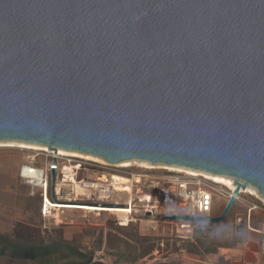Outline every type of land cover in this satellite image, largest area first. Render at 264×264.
Returning <instances> with one entry per match:
<instances>
[{"label":"water","instance_id":"1","mask_svg":"<svg viewBox=\"0 0 264 264\" xmlns=\"http://www.w3.org/2000/svg\"><path fill=\"white\" fill-rule=\"evenodd\" d=\"M3 140L234 180L220 215L164 221L264 201V0H0Z\"/></svg>","mask_w":264,"mask_h":264},{"label":"rangeland","instance_id":"2","mask_svg":"<svg viewBox=\"0 0 264 264\" xmlns=\"http://www.w3.org/2000/svg\"><path fill=\"white\" fill-rule=\"evenodd\" d=\"M3 141L9 142L0 141V229L2 231L9 232L14 224L18 222H26L28 220V217L25 214L27 206L29 205L28 203H30L28 202L27 196L32 195L34 189H39L43 192V202L41 207V215L44 218H42L44 222L43 225L52 229L53 225L50 226L51 224L49 225V223H46L45 221L48 219L55 221L56 227L60 226L63 230L64 236L68 239L73 236H79L82 232L86 235L84 241H92L96 239L101 231H103V234L106 233L110 223L118 227L137 225L140 233L145 235L164 237L175 234L177 223L175 224L171 221L169 223L165 222L157 215L146 216L138 214L133 217L132 222L125 226H121L118 224L119 216L115 213L94 211L84 209L79 205L65 204L68 203V200L71 201L69 203L75 204H96L95 202L98 200L97 196L102 195V193L99 190H91L88 195L82 194L81 196H77L74 193V185L70 181L64 185L62 179H65V174L63 175L62 169L65 166L70 167L74 162L69 159L58 157V151H56L57 153H54L55 150H49L48 148L47 150L49 152L43 150L33 151L22 148L26 147L24 146L26 144L23 145V141ZM82 160L84 163H80L82 167L80 171H78L77 176L80 173L81 177L86 179L85 181L89 180L88 182L91 183L98 182L96 181L97 178H101L102 173L104 172L101 168L92 165V162L98 161L87 159ZM53 164L57 165V169H55V178L57 177V179L51 184L49 179L51 166ZM24 166H32L34 169L43 172L44 181L42 185H34L33 179L23 177L22 170ZM131 166V170L146 168L143 164L137 163L136 161L131 162ZM164 170L165 168L160 166L154 168V170L149 173L164 178L166 176L163 172ZM44 184L45 187H43ZM224 187L225 186L219 184L214 187L216 190L212 191L209 189L213 196L211 216L220 215L229 200L231 191L227 187ZM247 188L251 187L248 186ZM247 188L241 191L230 214L225 220L220 223H208V225L210 224L207 231L208 236L221 240L224 243L223 245H231V241L235 236L239 238H242L243 236L244 239H247L246 242H252L254 239H257V242L260 241V236L255 232L264 233V201L260 199L259 195L258 197L257 195L253 196L246 193L245 191ZM49 195L51 196V200L48 197ZM45 196L47 197L46 202ZM125 196L126 195L121 193L113 194L111 197V203H120L124 200ZM257 201L261 202L263 205L261 206ZM47 203L52 207L48 206ZM34 206L35 204L32 208H34ZM45 206L50 208L48 212ZM254 206H257V208H253ZM42 210L47 214L46 217L43 215ZM33 211L34 212L32 213L36 216V210ZM238 219H241V221H238ZM249 219L251 220V230L246 227ZM256 222L257 224H255ZM252 227L258 230H255ZM259 245L260 242L257 244V247H259ZM262 246L264 247V243ZM243 253L244 246L241 245L229 250L228 256L234 260L235 258L242 257ZM98 255L100 256L101 254ZM172 257L181 258L184 264H198L200 263V259H203V255L199 257L184 253L179 256H176L175 254Z\"/></svg>","mask_w":264,"mask_h":264},{"label":"trees","instance_id":"3","mask_svg":"<svg viewBox=\"0 0 264 264\" xmlns=\"http://www.w3.org/2000/svg\"><path fill=\"white\" fill-rule=\"evenodd\" d=\"M77 179L86 180L80 173ZM27 199L28 220L14 224L9 232L0 229V264H184L181 258L172 257L182 253L203 255L198 264H233L229 250L245 241L243 236H235L231 245H223L221 240L201 230V227L209 228L208 223L190 231H179L176 227L174 235L164 237L142 234L137 225L118 227L110 223L106 233L101 231L92 241H84L86 235L82 232L68 239L55 221H45L53 225L52 229L43 225L42 190L34 189Z\"/></svg>","mask_w":264,"mask_h":264},{"label":"built area","instance_id":"4","mask_svg":"<svg viewBox=\"0 0 264 264\" xmlns=\"http://www.w3.org/2000/svg\"><path fill=\"white\" fill-rule=\"evenodd\" d=\"M58 157L74 162L70 167H63L62 172L63 175L65 174V179H62V183L65 185L70 181L74 185V193L77 196L88 195L91 190H99L102 193V195L97 196L96 204L87 205L123 207L125 212L123 216L118 218V224L121 226L132 222L133 217L138 214L146 216L157 215L160 219L164 215L191 217L193 219L212 217L213 196L209 189L212 191L216 190L214 187L218 184L205 176L192 175L186 171L165 169L163 172L166 176L162 178V176H155L149 173L154 168L131 170V164L123 166L118 163H108L104 160V162H92V165L101 168L104 172L101 178H97L96 181L98 182L91 183L77 179V173L82 167L80 163H84L81 158L62 155H58ZM55 169H57V165H55ZM117 174L125 177V182L116 181L114 177ZM69 176L71 177L67 178ZM43 187H45V184ZM120 193L126 195L124 200L120 203H111L112 195ZM46 199L47 197L45 196V202ZM69 202L71 201L68 200ZM45 208H47V212L50 209L47 206ZM253 208H257V206ZM42 213L46 217L47 214L43 210ZM238 221H241V219H238ZM174 223H177L176 226L179 231L194 230L200 224H204L196 221H178ZM246 227L250 230L249 222H247ZM201 230L207 232L208 228L201 227Z\"/></svg>","mask_w":264,"mask_h":264},{"label":"bare ground","instance_id":"5","mask_svg":"<svg viewBox=\"0 0 264 264\" xmlns=\"http://www.w3.org/2000/svg\"><path fill=\"white\" fill-rule=\"evenodd\" d=\"M2 142H9V141H2ZM13 142V141H10ZM24 146L26 147H22L24 149H28V150H33V151H39V150H43V151H48L47 147L44 145H39V144H34V143H27V142H22ZM11 145H13L12 143H10ZM10 146V145H9ZM2 147V146H1ZM12 147V146H10ZM21 148V147H18ZM56 151H58V155H62V156H71V157H78L81 159H87V160H95L98 162H104V160L100 157H96L94 155L91 154H83L80 153L78 151H71V150H65V149H61V148H57L55 150L54 153H57ZM49 152V151H48ZM55 156V155H54ZM131 162L134 161H123L120 162L118 164H122L123 166H129L131 164ZM137 163H141L143 164V166H145L146 168H156V167H163L165 169H169V170H178V171H186L189 174L192 175H201V176H205L206 178H208L209 180H211L212 182L216 183V184H220L223 185L225 187H227L231 192L235 189V184L234 181L230 178V177H226V176H221V175H212L209 174L207 172H203V171H199V170H193V169H189V168H184V167H180V166H173V165H153L150 164L146 161H136ZM23 177L28 178V179H33V184L34 185H42L43 183V172L39 171L37 169H33L32 167L29 166H24L23 167ZM71 176L67 177L70 178ZM115 180L118 182H125V177L119 176V175H115ZM224 187V188H225ZM78 192H80L79 190H77ZM246 193H249L253 196L257 195V192L252 189V188H247V190L245 191ZM259 197V196H258ZM261 199V198H260ZM48 204V203H47ZM65 204H74V205H79L82 206V208L84 209H89V210H94V211H107L110 213H115L118 216H123L125 209L123 207H98L95 205H87V204H75V203H65ZM48 206L52 207L50 204H48ZM251 230V227H250ZM264 230V228H263Z\"/></svg>","mask_w":264,"mask_h":264},{"label":"crops","instance_id":"6","mask_svg":"<svg viewBox=\"0 0 264 264\" xmlns=\"http://www.w3.org/2000/svg\"><path fill=\"white\" fill-rule=\"evenodd\" d=\"M260 236V245L257 247V239L252 240V242H246L247 239L238 246H244L243 256L240 258H235L233 264H264V233L255 232Z\"/></svg>","mask_w":264,"mask_h":264}]
</instances>
